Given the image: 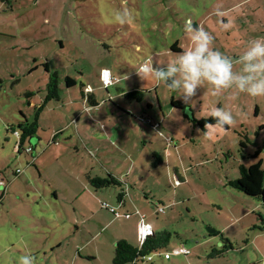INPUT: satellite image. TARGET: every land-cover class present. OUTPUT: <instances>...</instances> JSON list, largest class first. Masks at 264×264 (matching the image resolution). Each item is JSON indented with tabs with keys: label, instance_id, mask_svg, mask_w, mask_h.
Instances as JSON below:
<instances>
[{
	"label": "rangeland",
	"instance_id": "obj_1",
	"mask_svg": "<svg viewBox=\"0 0 264 264\" xmlns=\"http://www.w3.org/2000/svg\"><path fill=\"white\" fill-rule=\"evenodd\" d=\"M189 19L236 58L264 37V0H0V264H113L142 219L171 253L151 264H264V202L230 185L241 164L264 169V96L205 83L185 102L136 72L190 49ZM217 107L234 124L201 129ZM109 174L123 183L90 185Z\"/></svg>",
	"mask_w": 264,
	"mask_h": 264
},
{
	"label": "clouds",
	"instance_id": "obj_2",
	"mask_svg": "<svg viewBox=\"0 0 264 264\" xmlns=\"http://www.w3.org/2000/svg\"><path fill=\"white\" fill-rule=\"evenodd\" d=\"M128 16L126 12L118 13L116 19L123 24ZM185 32L191 34L192 47L166 65L145 63L136 71L142 80L153 77L157 85L164 83L185 102L205 83L213 95L235 89L252 97L264 96V37L251 41L242 55L231 58L215 50L214 37L202 27H194L191 19L186 21ZM236 65L241 66L239 71L234 70ZM210 116L216 124H205L206 129L223 128L235 122L232 113L220 107L212 109ZM18 264H35V257L21 256Z\"/></svg>",
	"mask_w": 264,
	"mask_h": 264
},
{
	"label": "trees",
	"instance_id": "obj_3",
	"mask_svg": "<svg viewBox=\"0 0 264 264\" xmlns=\"http://www.w3.org/2000/svg\"><path fill=\"white\" fill-rule=\"evenodd\" d=\"M67 84L68 87H71L75 84V81L67 76ZM48 89L49 90L46 100L52 97H57L56 81L54 80L50 81ZM142 94H143L142 91H138V90H136L135 92L131 90L126 93L127 96L128 95L141 96ZM89 100L92 105L96 104L93 97H89ZM33 124H29L25 122V124L20 125V127L23 130V133L19 139V144L21 147L22 145H24V142L26 141L27 137L33 135V133L37 131L36 126H34ZM196 124L201 129L205 130V124L214 125L216 124V121L212 119L210 116L209 118L198 120ZM14 131L16 132L15 129ZM240 146L242 148L244 147L246 148V144L244 140H240ZM154 155L157 156L156 153H154ZM239 169L240 172L238 178L230 181V185L233 186L235 189L242 191L246 195L259 197V199H261L264 202V169H263L262 160L259 159L249 166H245L244 164H241ZM89 181H90V185L96 189L104 188L110 186L111 184L114 185L122 184V182L118 178L114 177V175L112 174H109L107 177H101L98 175L89 176ZM124 197H125V192L124 189L122 188L119 194V200L124 201ZM161 236H162L161 233L157 235V233L153 229V233L148 235L147 238L143 240L141 244L138 246L130 244L126 239H122L118 241V243L116 244L113 264H141V263L151 264L154 259L152 253H157L156 251L158 250V248H161L163 246V244L161 243L162 242ZM190 252L191 250L188 253ZM166 253L164 252L162 254L159 252L156 255H160L165 259ZM188 253H182V254L187 255Z\"/></svg>",
	"mask_w": 264,
	"mask_h": 264
},
{
	"label": "built area",
	"instance_id": "obj_4",
	"mask_svg": "<svg viewBox=\"0 0 264 264\" xmlns=\"http://www.w3.org/2000/svg\"><path fill=\"white\" fill-rule=\"evenodd\" d=\"M101 81L105 87H107L112 81V76L110 75V70L104 69L100 73ZM15 134H18V131H16ZM30 149V148H29ZM27 149V151L29 150ZM0 186H3V182H0ZM153 233V228L150 224L145 223L142 219V222L140 223V241L142 242L147 238L148 235ZM190 250L186 247L182 246L180 249L175 250L174 253L176 254H182V253H188ZM169 253L165 254V258H169Z\"/></svg>",
	"mask_w": 264,
	"mask_h": 264
},
{
	"label": "crops",
	"instance_id": "obj_5",
	"mask_svg": "<svg viewBox=\"0 0 264 264\" xmlns=\"http://www.w3.org/2000/svg\"><path fill=\"white\" fill-rule=\"evenodd\" d=\"M243 3H244V2H240L239 4L241 5V4H243ZM176 48H177V47H176ZM24 144H25V143H24ZM31 155H32V154H31ZM32 162H33V165H34L35 162H36V159L33 158V161H32ZM3 180H5V182H7V180L5 179V177L3 176V174L0 173V182H3ZM122 183H123V182H122ZM2 192H4V194H3V197H4V195L6 194V190H3ZM1 195H2V193H1ZM1 195H0V196H1ZM3 197H2V198H3ZM184 247H185V246H184ZM165 253H166V252H165ZM188 254H189V253H188ZM165 259H166V258H165ZM168 259H171V253H170V257H169Z\"/></svg>",
	"mask_w": 264,
	"mask_h": 264
},
{
	"label": "water",
	"instance_id": "obj_6",
	"mask_svg": "<svg viewBox=\"0 0 264 264\" xmlns=\"http://www.w3.org/2000/svg\"><path fill=\"white\" fill-rule=\"evenodd\" d=\"M212 232H215V230H213Z\"/></svg>",
	"mask_w": 264,
	"mask_h": 264
}]
</instances>
